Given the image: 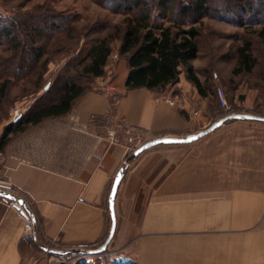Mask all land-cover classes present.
Here are the masks:
<instances>
[{"label": "crops", "instance_id": "obj_1", "mask_svg": "<svg viewBox=\"0 0 264 264\" xmlns=\"http://www.w3.org/2000/svg\"><path fill=\"white\" fill-rule=\"evenodd\" d=\"M189 88L184 73L177 96L121 86L110 111L102 86L65 116L14 137L0 152V189L24 199L34 224L25 239L24 216L0 200V264L90 260L79 251L97 249L108 234V195L128 154L124 131L147 141L165 133L184 137L218 121L217 111L191 109ZM141 159L148 162L130 175L143 184L122 195L121 181L115 197L116 226L106 249L113 257L126 264H264V122L228 120L168 150L154 182L153 155Z\"/></svg>", "mask_w": 264, "mask_h": 264}, {"label": "trees", "instance_id": "obj_2", "mask_svg": "<svg viewBox=\"0 0 264 264\" xmlns=\"http://www.w3.org/2000/svg\"><path fill=\"white\" fill-rule=\"evenodd\" d=\"M0 1L3 4L16 3L13 7L15 12L0 19V45H8L10 53L0 60L1 75L5 70L13 79H20L30 73L33 66L41 64L46 68L48 62L43 57L51 38L54 35L66 34L71 37L80 33L76 30L74 15L54 12L42 5L32 7L31 11L25 10L33 0ZM133 1L119 0V5L126 7L123 11L126 15L112 35H97L95 29H98L99 22L89 27L88 23L83 25V47L74 59L62 67L63 71L53 82L48 83V89L15 121L3 127L0 133V152L5 150L14 137L30 127L68 114L75 102L91 90V81L104 77L112 55L118 57L116 63L125 64V73L118 86H123L126 91L145 89L156 94L177 96L179 78L184 73L186 82L195 88L197 94L208 98L215 97V93L211 91V86L200 81L198 72L191 65V61L198 58L199 54L200 31L196 23H200L203 18H213L232 25L256 22L262 26L258 34L264 44V0ZM19 8L25 11L18 13ZM89 34L95 36L90 37ZM114 41L118 44L117 49H113ZM249 52L247 44L238 50L233 75L252 70L255 63ZM44 73L39 75L37 86L43 81ZM8 85L7 79L0 83V103L6 96ZM45 85L47 83L42 84L40 89ZM37 89L35 93L40 90ZM216 114L217 120L231 114L259 115L256 111H217ZM157 137L180 138L181 135L165 133ZM0 200L10 203L2 198ZM103 242L104 239L96 247H100Z\"/></svg>", "mask_w": 264, "mask_h": 264}, {"label": "rangeland", "instance_id": "obj_3", "mask_svg": "<svg viewBox=\"0 0 264 264\" xmlns=\"http://www.w3.org/2000/svg\"><path fill=\"white\" fill-rule=\"evenodd\" d=\"M129 1L134 2L133 0ZM147 1L153 3V0ZM15 4V2L3 4L0 1V19H5L15 12L13 9ZM41 5L54 12H63L76 16L74 17L76 19V30L80 31V33L76 34L77 37L75 35L67 37L66 34H60L51 38V41L46 45V53L43 57L48 62L46 68L41 64L33 66V70L20 79H13L11 74L8 71L6 73L5 70L2 73L3 75L0 73V83L6 79L9 81L6 96L0 103V130L9 122H13V111L15 109H19L18 116L22 114L37 97L48 89L49 84L63 71L62 67L78 54L80 48L83 47L82 44L85 38L82 31L83 25L88 23L89 27L93 23L99 22V27L95 29V33L99 36L112 35L116 26H120L124 15H126L123 12L126 7L120 6L119 0H33L26 6L25 10L31 11L32 7L38 8ZM25 10L24 8H19L17 12L23 13ZM102 25L105 28H102ZM195 25L200 31L198 38L199 54L198 58L191 61V65L198 72L200 81L211 86V91L215 93V97L203 98L195 93L191 86L186 93V99L191 103V109L195 111H262L264 108V44L263 38L258 34L262 26L256 22L253 24L243 22L242 25L239 22L238 25H232L213 18H203L200 23L198 22ZM88 36H95V34H89ZM244 44L249 46V53L253 57L255 64L249 73L233 75L232 70L236 66L238 50ZM112 46L113 49H117V42L114 41ZM8 49V45L1 43L0 60L10 55ZM117 60L118 57L111 56L106 66L104 77L92 80L91 90L109 86L114 89L112 94L117 95L115 88L121 87L118 85L124 76L126 68L123 62L116 63ZM1 70L0 72H2ZM41 73H44L43 81L37 86L36 83ZM45 83L47 85L40 89L42 84L44 85ZM45 87H47L46 90H44ZM37 88L40 90L35 93L38 90ZM218 91L223 94L226 106L219 101ZM168 95L164 94V96ZM118 98L119 96L117 95L116 100ZM110 102V111H114L117 103L115 104L116 101L113 102L111 98ZM172 102L173 104L170 106L175 105V101L172 100ZM155 138L159 137H153V139ZM181 147L182 145H158L143 151L134 160H130V157L136 149L133 152L127 149V157L121 166V168L124 167L121 181L127 182L122 185L123 191L125 189L122 195L123 193L124 195H129L130 192L143 184L141 181L142 177L130 175L140 169L139 167L146 165L148 160H142V157L153 155L154 182L156 174L161 172L165 165V154L167 151ZM136 166L138 168H135ZM111 254V252L105 250L101 254L102 260L96 256H89L90 260H80V264H126V258L113 257L114 255ZM74 255L76 254H73L71 259L76 263L74 260L78 257ZM107 258L113 259L110 260L112 262H108Z\"/></svg>", "mask_w": 264, "mask_h": 264}, {"label": "water", "instance_id": "obj_4", "mask_svg": "<svg viewBox=\"0 0 264 264\" xmlns=\"http://www.w3.org/2000/svg\"><path fill=\"white\" fill-rule=\"evenodd\" d=\"M47 87L44 88L46 90ZM228 120H249V121H259V122H264V118L255 116V115H249V114H231L228 115L222 119H219L216 122H213L209 127L206 129L199 131L197 133L189 134L185 137L182 138H173V137H159L155 138L152 140H149L145 142L143 145L138 147L131 155L130 160H133L135 157H137L140 153L143 151L155 147L158 145H186L190 144L192 142H195L196 140L200 139L201 137L205 136L206 134L212 132L216 128L220 127L223 123H225ZM15 121V119L13 120ZM124 167L120 168L119 171L117 172L116 176L114 177L109 195H108V211H109V218H110V227L108 234L102 243L100 247L94 250H89V251H79L83 255H89V256H98L101 255L105 252V250L108 247V244L110 243L114 231H115V226H116V217H115V210H114V201L115 197L119 188V185L121 183L122 177H123V172ZM0 198L9 201L16 209L20 210L21 214L25 216L26 214H30V210L27 207L26 202L24 201L23 198L18 197L11 192H8L4 189H0ZM34 223V220H33ZM51 253L55 254H66L65 252H59L56 250H50Z\"/></svg>", "mask_w": 264, "mask_h": 264}, {"label": "built area", "instance_id": "obj_5", "mask_svg": "<svg viewBox=\"0 0 264 264\" xmlns=\"http://www.w3.org/2000/svg\"><path fill=\"white\" fill-rule=\"evenodd\" d=\"M104 89H105V92L110 95V98L113 100V102L116 101L115 102V104H116L118 99L116 100L117 95L112 94L114 89L112 87H109V86H106ZM217 95H218L219 101L222 103V105L226 106V102H225L223 94L220 91H218ZM165 102L168 103L169 105L173 104L172 100H167L166 99ZM13 114H14L13 115L14 116L13 120H14L19 114V109H15L13 111ZM258 114H259L258 115L259 117L264 118V108H263L262 111H259ZM115 134L116 133L114 131H111L109 133L108 140H107L109 145L114 143ZM124 135H125L126 140H127V146H128L127 149H129V151L133 152L135 149H137L142 144H144L143 142H145V140L142 137V135H140L139 133L132 132L129 129L124 131ZM33 220H34V217H33V215L31 213L30 214H26L24 216L23 237L25 239H31L32 238L33 224H34ZM259 227H260V229L264 230V210H263V213H262L260 221H259ZM96 257L98 259L102 260V256L101 255L100 256H96ZM110 260H113V259L107 258L108 262H112Z\"/></svg>", "mask_w": 264, "mask_h": 264}]
</instances>
